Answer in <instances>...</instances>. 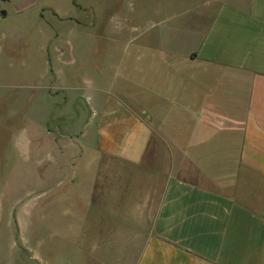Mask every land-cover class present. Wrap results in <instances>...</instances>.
Wrapping results in <instances>:
<instances>
[{
    "label": "crops",
    "instance_id": "1",
    "mask_svg": "<svg viewBox=\"0 0 264 264\" xmlns=\"http://www.w3.org/2000/svg\"><path fill=\"white\" fill-rule=\"evenodd\" d=\"M30 7L17 4L19 13ZM132 16L114 28L128 36L117 41V58L93 75L94 43L53 38L44 56L49 111L86 100L83 153L93 143L100 166L77 172L71 140L65 160L85 193L79 200L93 205L91 251L112 261L98 264H264V0H194L168 20L149 14L142 26ZM169 20L180 24L171 39L151 41ZM77 24L83 34L97 29ZM78 118L66 136L75 137ZM44 127L60 188L55 135Z\"/></svg>",
    "mask_w": 264,
    "mask_h": 264
},
{
    "label": "rangeland",
    "instance_id": "2",
    "mask_svg": "<svg viewBox=\"0 0 264 264\" xmlns=\"http://www.w3.org/2000/svg\"><path fill=\"white\" fill-rule=\"evenodd\" d=\"M19 1L0 0V264L110 262L111 255L103 262L91 251L95 224L87 222L86 217L92 216L88 211L93 205L79 200L85 193L71 184L75 167L69 171L65 160L71 145L67 128L72 119L79 117L70 125L75 135L71 134L72 142L81 155L76 162L77 172L86 175L100 166L92 156L93 143L91 151L83 153L86 100L66 107L75 110L58 112L64 107L57 106L56 111H49L50 102L44 94L50 86L46 47L49 42L53 45V38L59 46L69 41L94 43V47L87 48L92 65L89 72L93 75L117 58V41H125L128 36L124 33L120 37L114 28L126 26L131 11L132 20L142 26L149 14L168 20L181 6L193 7L194 0H26L33 7L24 13L17 9ZM77 23H96L97 29L83 34V27ZM183 25L185 39L193 26L190 22ZM176 27H180L179 22L167 21L151 32V41L163 39L159 36H168ZM66 93L69 91L56 93L57 103L65 102ZM45 125L56 139V181L65 178L60 188L52 187L48 156L53 146L45 138ZM26 140L31 141L30 147L24 144ZM41 190L46 191L40 194ZM15 211L25 221L18 218L19 223L14 222Z\"/></svg>",
    "mask_w": 264,
    "mask_h": 264
},
{
    "label": "water",
    "instance_id": "3",
    "mask_svg": "<svg viewBox=\"0 0 264 264\" xmlns=\"http://www.w3.org/2000/svg\"><path fill=\"white\" fill-rule=\"evenodd\" d=\"M71 141H73V138L72 137H68Z\"/></svg>",
    "mask_w": 264,
    "mask_h": 264
},
{
    "label": "trees",
    "instance_id": "4",
    "mask_svg": "<svg viewBox=\"0 0 264 264\" xmlns=\"http://www.w3.org/2000/svg\"><path fill=\"white\" fill-rule=\"evenodd\" d=\"M8 1V0H7Z\"/></svg>",
    "mask_w": 264,
    "mask_h": 264
}]
</instances>
